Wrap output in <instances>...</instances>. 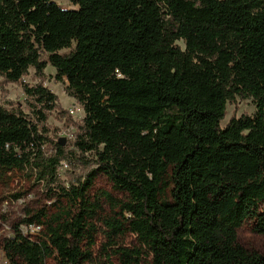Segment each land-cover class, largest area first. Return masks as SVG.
I'll return each mask as SVG.
<instances>
[{"label": "trees", "instance_id": "16d2710c", "mask_svg": "<svg viewBox=\"0 0 264 264\" xmlns=\"http://www.w3.org/2000/svg\"><path fill=\"white\" fill-rule=\"evenodd\" d=\"M70 1L78 8L0 0V77L21 84L29 104L0 105V168L51 183L69 157L92 167L62 187L71 204L28 212L21 223L38 233L13 227L8 262L90 264L88 192L103 173L127 194L110 198V236L129 230L141 242L114 248L124 263L264 264L238 240L247 220L264 236V0ZM48 63L84 109L75 142L49 137L57 97L24 80ZM237 97L253 98L256 113L222 127Z\"/></svg>", "mask_w": 264, "mask_h": 264}, {"label": "rangeland", "instance_id": "374dc122", "mask_svg": "<svg viewBox=\"0 0 264 264\" xmlns=\"http://www.w3.org/2000/svg\"><path fill=\"white\" fill-rule=\"evenodd\" d=\"M65 9H77L70 0H54ZM177 44L185 49L182 40ZM62 54L70 53V50H62ZM49 61L48 55L44 57ZM29 85L33 86L41 82L57 97V108L50 114L48 126L50 127L49 137L54 138L61 128L75 125L78 133L80 121L68 115L67 110L77 102V99L71 95L68 90V79L57 78V70L48 63L43 77H37L35 70L31 69L29 74L24 77ZM12 102L15 106L23 110L28 109V97L23 86L19 83H7L0 77V105L5 108H12ZM257 110L253 98L237 97L227 105L225 119L222 127H225L232 118H239L244 115L253 116ZM69 168L61 169L57 178L51 183L47 180L40 181L38 176L30 168H0V264H10L2 249L3 240L10 237L13 227L20 226L26 234L35 235L39 232L38 227H28L21 222L28 217V212H36L41 208L47 207L55 209L57 205L71 204L68 196L63 192L62 187L70 186L78 180L84 178L92 167L82 164L76 157L67 159ZM171 180V178H170ZM173 184L165 191L164 197L171 200V190ZM92 204H96L97 209L93 218V224L96 229L94 232L95 244L91 247L93 260L90 264H127L124 263L118 255H115L114 248H138L141 246L140 239L133 232L126 230L123 234L111 237L110 230L106 227L105 219L112 215V205L110 198L124 200L127 194L116 188L114 183L103 173L98 174L88 192ZM163 197V198H164ZM238 240L248 250L257 251L264 254V236L256 230L255 222L247 220L238 229ZM64 258L54 255L47 259V264H63ZM134 264V263H133Z\"/></svg>", "mask_w": 264, "mask_h": 264}, {"label": "built area", "instance_id": "2783aa9c", "mask_svg": "<svg viewBox=\"0 0 264 264\" xmlns=\"http://www.w3.org/2000/svg\"><path fill=\"white\" fill-rule=\"evenodd\" d=\"M37 83L33 86H36ZM40 108V106H39ZM24 111H26L24 109ZM29 112V111H26ZM68 115L73 117L74 119H77L78 121H80L81 123L83 122V119L85 117V112L84 109L82 107L81 104L79 103H75V105H73L71 108H69L67 110ZM76 126L75 125H70L67 126L65 128H61L58 132L57 135L54 137L55 140L58 139H65L66 141H70V142H75V140L77 139V130H75ZM45 148H47V145L44 146ZM53 149H51L50 151H52ZM67 169L69 168V164L66 160H62L58 167H57V172H59L61 169Z\"/></svg>", "mask_w": 264, "mask_h": 264}]
</instances>
